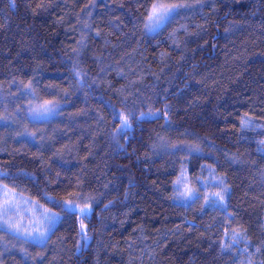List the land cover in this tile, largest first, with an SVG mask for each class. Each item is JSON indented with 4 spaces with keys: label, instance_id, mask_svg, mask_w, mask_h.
Segmentation results:
<instances>
[{
    "label": "trees",
    "instance_id": "1",
    "mask_svg": "<svg viewBox=\"0 0 264 264\" xmlns=\"http://www.w3.org/2000/svg\"><path fill=\"white\" fill-rule=\"evenodd\" d=\"M151 2L0 0V184L60 214L20 252L4 249L13 238L0 228V264H264V118L233 131L219 114L250 110L264 0H168L187 7L152 32ZM35 98L55 111L33 119ZM130 112L154 116L122 130L115 114ZM184 177L222 195L252 185L246 221L237 237L218 231L207 247L143 263L150 224L184 209ZM214 199L199 194L186 210L226 226ZM69 200L87 216L65 211Z\"/></svg>",
    "mask_w": 264,
    "mask_h": 264
},
{
    "label": "rangeland",
    "instance_id": "2",
    "mask_svg": "<svg viewBox=\"0 0 264 264\" xmlns=\"http://www.w3.org/2000/svg\"><path fill=\"white\" fill-rule=\"evenodd\" d=\"M33 100L38 106L43 104V101L36 98ZM219 114L223 126L233 131L239 130L240 126L243 124L242 121L245 120L247 115H249V117L264 118V66L259 67L257 71L255 90L250 110L247 113H243L230 107L221 106L219 108ZM216 183L219 184L218 182ZM185 185L196 193V197L189 199L181 197L180 193L184 190ZM199 186H202V188ZM178 187L177 193L179 195V201L180 204L184 206V209H176L171 214L163 215L150 224L147 235L143 241V252L141 254L143 263L152 262L158 257L184 247L186 244L200 243L204 247H207L214 234L218 231L225 236L231 237L232 235L237 237V229L246 221L248 206L255 191L252 185L247 183H230L229 189H227L223 195L224 200L222 203L224 205V213L221 214L220 219H226V226H222L219 223L213 225L204 222L197 215L186 210L188 206L192 205L194 199H197L199 194L205 193V197L209 198V196L211 195L212 197L214 193H221L220 189L208 190L206 188L211 187V185L207 180L199 181L194 184L191 183L187 177L181 179V184H179ZM203 187L205 189H203ZM4 191V185L0 184V223L7 220L13 228L18 224L21 227L20 233L1 228L13 238L10 243H8V241L3 242L2 245L5 246L4 249L10 247L8 249H14L20 252L24 250V245L29 241L34 244H43L59 221L60 214L9 187L7 191L9 192L8 198L11 200V206L8 207L5 213ZM225 198L229 199L225 201ZM45 210H47L48 215L55 214L57 219L51 230L47 232L46 238L40 240L39 233L44 232L48 228L46 220L41 216V213L45 212ZM25 230L27 233H31L32 237H36V239L26 238Z\"/></svg>",
    "mask_w": 264,
    "mask_h": 264
},
{
    "label": "snow or ice",
    "instance_id": "3",
    "mask_svg": "<svg viewBox=\"0 0 264 264\" xmlns=\"http://www.w3.org/2000/svg\"><path fill=\"white\" fill-rule=\"evenodd\" d=\"M184 7H187V5L170 3L168 2V0H152V2L150 3L149 7L146 9V12H145V15H146L145 28L148 31H155L157 29L162 28L164 25L170 23L175 18V15L178 14L179 9L184 8ZM56 106H57V102L55 101H45L38 108L31 111V117L35 120L43 119L47 117L48 115L52 114L55 111ZM115 115H116V118L120 120L122 130H125V131L131 127L132 120L141 119V118L148 119L154 116V114L151 112L141 113L140 117H136L135 113H131V112L128 114L117 113ZM242 123L244 122L242 121ZM176 184L178 185L181 184V179H178L176 181ZM7 188L8 186L4 185V189H5L4 191V197H5L4 211L5 213L7 212L8 207L11 206V200L8 198L9 192L7 191ZM180 195L181 197L185 199L196 197V193L192 189L188 188L186 185L184 186V190L180 193ZM213 196H215L216 199L212 200L211 203L219 204L221 207H224L222 203L224 200V196L221 193H214ZM206 202L208 201L206 200ZM61 207L67 212H75L78 210L80 214L83 216H87L88 211H89L87 208H79V206L76 204L74 200L65 201L61 205ZM41 216H43V218L46 220L48 224V228L44 232L39 233V239L43 240L46 238L47 232L51 230L57 217L55 214L48 215L47 210H45V212H42ZM0 228H6L7 230H12L15 233L21 232V227L19 224L16 225L15 228H13V226L10 225L7 220H4L3 223H0ZM81 233H82L83 239L86 241L87 235L84 231L83 225L81 227ZM25 235H26V238L36 239V237H32L31 233H27L26 230H25Z\"/></svg>",
    "mask_w": 264,
    "mask_h": 264
}]
</instances>
